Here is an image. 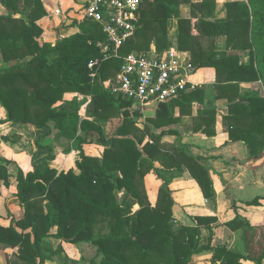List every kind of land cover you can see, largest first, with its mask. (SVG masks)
<instances>
[{"label": "trees", "instance_id": "trees-1", "mask_svg": "<svg viewBox=\"0 0 264 264\" xmlns=\"http://www.w3.org/2000/svg\"><path fill=\"white\" fill-rule=\"evenodd\" d=\"M168 2L157 0L152 4L153 23L142 14L134 35L120 47L121 55L133 49L148 52L153 39L158 53L171 46L167 32L171 11ZM0 4L6 9V13L0 14V106L6 115L0 123H29L37 128L52 123L56 137L71 142L80 156L76 161L78 172L74 169L58 172L48 165L49 157L41 168L28 172L16 165L13 174L7 168L12 161L0 159V181L7 188L9 178H15L14 196L22 207V214L12 216L9 226L0 225V250L16 247L7 264H44L56 252L50 237L95 243L102 255L99 264H189L198 239V226L212 218L196 216V226L173 229V200L167 184L158 189L156 203L152 205L143 176L146 164L153 159L163 162L164 156L158 142L167 130L154 133L151 127L175 122L172 109L176 105L182 111L184 105L190 107L193 101L203 103L204 87L183 91L171 100V107L166 105L168 102L160 104L155 117L146 119L140 127L126 108L130 102L104 86L108 79L114 80L121 59L114 55L104 57V34L99 24L74 21L79 32L61 36L57 31L53 43L41 42L38 38L42 29L36 23L46 14L41 0H0ZM225 8L224 19L202 20L205 25L201 28L192 25L189 19L179 18L177 47L191 52L195 68L215 69L216 96L228 100L229 116L225 118L230 123L245 119L243 132L259 131L264 135V95L257 91L241 94L240 90L242 83L260 81L264 85V0L230 1ZM196 27L201 30L209 27L211 34L224 35L227 51L217 55L193 48L191 45L199 42L192 33ZM245 55L247 61L242 62ZM96 59H100L99 65L90 69L88 63ZM93 71L95 75L91 77ZM67 92L91 97L86 111L91 120L81 119L77 96L64 99ZM114 112L123 121L114 135L107 138L103 123ZM137 114L135 111L134 116ZM198 114L200 129L211 135L216 109L207 106ZM229 133L232 139L240 137L234 136V130ZM93 142L107 146L100 158L89 157L83 150L84 144ZM176 155H184L185 165L204 196L209 197L211 181L205 167L191 155L180 152ZM121 190L130 199L124 196L119 200L117 192ZM258 203V198L246 202ZM135 204L137 209H133ZM97 222L106 227L99 237L94 235ZM224 252L229 258L222 264H234L238 255L225 249Z\"/></svg>", "mask_w": 264, "mask_h": 264}, {"label": "crops", "instance_id": "crops-1", "mask_svg": "<svg viewBox=\"0 0 264 264\" xmlns=\"http://www.w3.org/2000/svg\"><path fill=\"white\" fill-rule=\"evenodd\" d=\"M41 1L46 14L36 21L37 25L42 29V33L38 38L39 41L53 43L56 39L57 31L61 36H69L79 32V27L74 23L77 20L62 22L51 14V11L56 8L73 11L72 8L75 6V0ZM156 1L146 0L142 4V14L151 23L155 20L150 9ZM168 1V7L171 9V11L169 10L170 16L167 19L168 40L171 42V46L168 49L173 48L177 50L183 57L185 63L190 67V79L195 85L214 87L215 69L208 66L195 68L192 64L191 52L189 50L181 51L178 49V19H189L192 25H199L201 28L202 25H205L204 20L215 21L216 19L221 20L226 17L225 3L230 1L246 2V0ZM3 13H6V9L0 4V14ZM14 17H21V14H14ZM192 33L199 40V45L198 43L197 45H191L193 48L206 52H215L217 55H220L223 50L227 51L226 47L219 48L218 46L220 42L225 46V36L220 33L218 34V32L211 34L209 27H205V30L197 29L196 27L192 30ZM149 51L157 52L154 39L150 43ZM241 61L246 62L247 56H244ZM108 84L106 83L105 87H108ZM259 84H261L260 81L248 84L242 83L240 86L241 94L249 92L252 89H258ZM74 96H77V101L80 104L79 113L81 119L91 120L92 118L86 115L91 97L79 94L78 92H67L64 99L69 100ZM172 103L173 101H170L166 105L171 107ZM207 106L216 109L213 126L214 132L211 135H207L200 129L201 120L198 112ZM158 107L150 106L143 114L138 112V116H134L137 110L132 107L131 102L126 108L132 118L137 121L138 125L143 127L146 119L155 117ZM123 109V107L120 108V111ZM228 110L229 105L226 98H219L216 94L213 95V93L208 94L207 90H205L203 103L193 101L190 107L184 105L182 111L180 106L176 105L172 109V117L177 119L175 122L160 127H151L154 133H159L161 130L167 131L162 134L158 142L160 150L164 154L162 158L163 162H160V159H153L145 167L146 172L143 176V184L150 203L152 205L156 203L158 189L165 183L169 188L170 197L173 200V216L171 219L173 229L176 230L180 226H196L194 219L196 216L212 218L210 221H204L203 224L198 226V239L196 246L192 250L189 264H222L229 258L224 249L227 252H233L238 255L234 259V264H253L252 260L248 258L246 251V243L249 241L244 240L242 232L248 225L253 224L250 222L252 210L260 208V205L264 209V135L259 131L252 134L243 132L242 130L246 129L247 124V120L245 119H236L230 123L225 118L229 116ZM234 116L236 117V115ZM5 117L6 115H4L3 119ZM122 121L123 117L120 114L116 112L112 113L103 123L104 135L107 138L112 137ZM12 124L21 126L18 130L20 134L32 130L30 132L34 135V140L38 141V139L44 138L47 140L44 143L45 145L33 144L37 150L36 152L41 157H50L47 161L50 167L56 169L58 172L61 170L67 171L71 168L78 172L75 167V159L71 157L74 154L76 155L78 150L74 149L71 142H69V148L63 151L61 145L54 142L57 130L53 128L52 123H49L48 126L37 128L29 123L3 122L0 123V127L5 126L3 128H8L6 126ZM230 130H234V136L240 137L232 139L229 133ZM2 131L3 129L0 128V132ZM242 135L247 136V139L241 138ZM87 145H97L101 148V154L107 147L93 142L84 144V151ZM176 152L195 157L205 167L211 181V195L209 197L204 196L197 180L191 175L188 167L185 165L184 155L178 157ZM26 157L28 161H26ZM29 158L24 150H22V154L17 155L15 162L24 172L32 170L25 168L26 164L30 165ZM71 163H73V166ZM13 178L11 177V179ZM15 186H12L9 190L7 188L2 189L0 192V225L5 227L10 225L12 216L19 217L22 214V207L14 196V192L16 191ZM117 196L119 200L124 198V196L127 197L126 191H118ZM128 198L130 199L129 196L126 199ZM255 198H258V204H246V202H251ZM243 206H246V209H243L245 208ZM137 208L138 205L135 204L133 209ZM54 231L55 229L52 230V232ZM49 240L54 248V241H56V244L59 243L54 237H50ZM221 247L222 250H218ZM15 250L16 247L14 246H7L1 249L0 264H5V253L10 256Z\"/></svg>", "mask_w": 264, "mask_h": 264}, {"label": "built area", "instance_id": "built-area-1", "mask_svg": "<svg viewBox=\"0 0 264 264\" xmlns=\"http://www.w3.org/2000/svg\"><path fill=\"white\" fill-rule=\"evenodd\" d=\"M73 11L56 8L51 14L62 22L89 20L99 24L104 34V57L121 59L120 68L109 91L130 101L139 113L150 106H159L177 98L196 85L190 79V67L177 50L162 53L132 51L119 53L120 47L132 37L140 25L143 0H75ZM74 12V13H73ZM100 59L88 63L93 69ZM94 77L95 71L91 72Z\"/></svg>", "mask_w": 264, "mask_h": 264}, {"label": "rangeland", "instance_id": "rangeland-1", "mask_svg": "<svg viewBox=\"0 0 264 264\" xmlns=\"http://www.w3.org/2000/svg\"><path fill=\"white\" fill-rule=\"evenodd\" d=\"M218 46L219 48L225 47L224 44L221 42L218 44ZM133 48H136V47H133ZM137 50L133 49L132 51L137 52ZM109 81L110 79L105 81L104 86L106 83L108 84ZM197 86L198 85H196V87ZM263 86H264L263 82H261V84H259L258 89L256 90L252 89L251 91H257V92L263 91L259 93L264 94ZM202 87H204V90H207L208 94H212V93L213 95L217 94V89L215 88V85L214 87H210V86L206 87L202 85ZM4 115H5V110L2 106H0V120H3ZM3 127L5 126L0 127L1 129H3V131L0 132V135H1L0 137V159H9L10 161H12V164H9L7 166L9 172L13 174L15 173L14 171L17 165L15 161H16L17 155L22 154V150H24V152L27 153L28 156L30 157L29 158L30 165L26 164L25 168L27 169L29 168L32 170L41 168L43 166V161L45 162V159H48V158L46 156L41 157L36 152L37 150L35 149V145L33 143L37 145H45L44 143H46L47 140L45 138L41 140L38 139V141L34 140V135L30 132L32 130H29V132H26L24 134H20L18 130L21 128V126L17 124L6 126L8 128H3ZM54 142H56L57 144H60L61 147L63 148V151L69 148V142L65 139L55 137ZM52 148H50V150H52ZM84 152L89 157L100 158L101 156V148L98 147L97 145L85 146ZM71 157L75 159V167H76V161L80 158L79 152L77 151L76 155L74 154ZM23 159H24V156H23ZM26 161H28L27 157H26ZM71 165L73 166V163H71ZM11 177L9 178V186L7 187L8 190L12 186H15V183H16L15 178L11 179ZM2 189H5V186L0 181V192ZM243 207H245L243 209H246V206H243ZM251 215L252 216H251L250 222L253 224L248 225V227L242 232V236L245 241H249L246 243V248H247L246 251L248 254V258L252 260L253 264H257V261L259 259H261L260 264H264V209L263 207H261L260 205V208H254L251 212ZM101 230L104 232L106 230V227L101 226V223L99 222L95 223L94 235L96 237L101 236ZM55 240L59 241L58 244H56V241H54L55 248L54 247L53 248L56 249V252L52 254L51 258L46 260L47 262L45 261L46 263L44 264H69L72 262H77V264H99V262L102 259V255L99 250V247L95 243H92L89 240H82V241L74 242V243L69 242L67 240H60L59 238H55ZM8 259H9V255L5 253L4 254L5 264H7Z\"/></svg>", "mask_w": 264, "mask_h": 264}]
</instances>
